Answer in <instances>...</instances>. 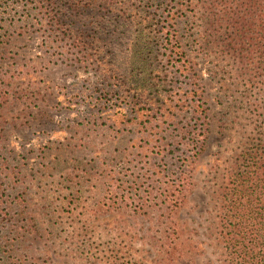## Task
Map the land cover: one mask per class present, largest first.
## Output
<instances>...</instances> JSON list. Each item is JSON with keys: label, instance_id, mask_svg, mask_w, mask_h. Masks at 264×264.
I'll return each instance as SVG.
<instances>
[{"label": "rangeland", "instance_id": "1", "mask_svg": "<svg viewBox=\"0 0 264 264\" xmlns=\"http://www.w3.org/2000/svg\"><path fill=\"white\" fill-rule=\"evenodd\" d=\"M215 1L210 16L199 0H0V264H226L232 189L258 160L264 178V3ZM94 9L112 16L95 22L118 28L108 44L113 58L118 52L120 79L142 71L127 52L139 43L160 85L152 91L163 93L173 75L163 77L161 26L175 12L169 28L210 105L207 142L176 217L191 260L165 256V211L141 177L164 164L148 140L166 124L155 119L156 128L145 129V110L135 116L123 106L116 81L70 46L74 33L65 27L88 25L84 15ZM229 12L246 14L235 16L236 25L249 22L234 40ZM133 182L140 189L123 196ZM244 190L249 223L264 205V184L247 182Z\"/></svg>", "mask_w": 264, "mask_h": 264}, {"label": "trees", "instance_id": "2", "mask_svg": "<svg viewBox=\"0 0 264 264\" xmlns=\"http://www.w3.org/2000/svg\"><path fill=\"white\" fill-rule=\"evenodd\" d=\"M95 1L105 2L106 0ZM199 1L200 5H197V9L205 15L214 16L212 9L216 1ZM240 3L244 8L248 5V2L244 0H240ZM83 13L84 11L81 12V14ZM77 14H80V12ZM168 14L171 17L166 20L170 23L167 26H161L162 30H167L166 42L168 43V46L164 49L168 71L165 72L166 74L163 77L166 80L169 73H171V76L173 75V79L169 80L171 89L167 93L158 90L152 91L154 84L156 86L160 85L153 79L155 77L152 75L154 71H146L147 64L144 59V52L146 53V51L138 47L139 43L132 44L131 47L127 48V52L132 64L139 65L138 68H141L142 71H129L127 74H123L120 79L121 65L117 64L118 52L115 51L117 55L115 54L113 58L109 54L108 44L113 32L118 28L114 25L112 31H109L107 25L103 22H95L98 18L108 21L112 17L109 15V11L103 12L102 9H94V11H89L84 15L90 19L88 25L65 28L70 33H74L73 41L70 44L71 48L76 52L84 51L86 56H91L104 79L116 81L117 86L115 85V88L118 97L122 101L121 104L131 109L135 116H137L136 112L138 110H145V123H149L145 124V129L156 128L155 125L151 124V121L155 119L161 121L162 124H166L160 131L159 129L154 131L153 136H150V133L149 136L152 139L148 140L154 144L152 145L153 158L163 161L164 164L160 165L153 174L147 175L144 173L141 177L146 185L156 192L154 195L157 200L156 203L159 206L161 204L160 208L165 211L163 222H165L168 230L161 238V246L165 256L170 262H173L180 259H192V248L189 247L190 243L186 240L183 241L181 232L177 230L179 224L176 217L183 207L186 195L192 185L194 163L207 142L210 130V105L205 92L202 90L198 73L195 71L193 64L185 59L186 53L183 50L182 41L178 39L175 30L169 28L175 20V12H169ZM235 16L245 17L246 14L235 15V12L227 14L226 31L228 36L232 34V40L237 36V31H250L247 28L249 22L246 21L238 26L236 25L237 19ZM141 36L145 37V33ZM155 36L158 37V35ZM255 36L257 40L259 37L256 31ZM169 37L171 40L168 39ZM260 37L264 39V31ZM155 73L158 74L159 72ZM174 79L175 81H173ZM175 82H178L179 85H175ZM148 89H151V91H147ZM107 92L109 93V91ZM137 106L140 108H137ZM154 108H157L159 113L158 116L152 119L150 116H153ZM159 134H162V140L155 137ZM261 162L258 160L254 163L256 168L254 169L253 165V170L251 173L249 172V176L244 181L242 179L236 183L232 189L233 194L228 199L229 202H232L231 220L229 221L231 230L222 236L225 248L228 249L226 264H264V205L261 206L260 211L254 212L253 217L250 216L249 223L248 218L244 216L247 214L244 213L246 208L244 203L246 202L245 184L251 181L264 184ZM137 184L139 183L133 182L129 187L124 186L121 188L123 196L132 193L133 190L138 191L140 186ZM261 201L264 204V197L261 198ZM137 205L138 203L135 204V206ZM248 214L253 213L248 211Z\"/></svg>", "mask_w": 264, "mask_h": 264}]
</instances>
